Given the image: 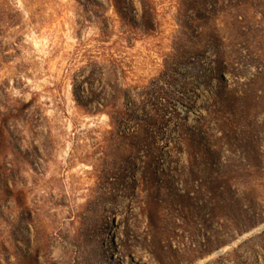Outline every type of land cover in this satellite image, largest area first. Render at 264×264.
Returning a JSON list of instances; mask_svg holds the SVG:
<instances>
[{
    "label": "rangeland",
    "instance_id": "obj_1",
    "mask_svg": "<svg viewBox=\"0 0 264 264\" xmlns=\"http://www.w3.org/2000/svg\"><path fill=\"white\" fill-rule=\"evenodd\" d=\"M239 1L0 0V264H264V0Z\"/></svg>",
    "mask_w": 264,
    "mask_h": 264
},
{
    "label": "trees",
    "instance_id": "obj_2",
    "mask_svg": "<svg viewBox=\"0 0 264 264\" xmlns=\"http://www.w3.org/2000/svg\"><path fill=\"white\" fill-rule=\"evenodd\" d=\"M114 1L117 4V6H120L121 5V0H114ZM240 2H241V4H250V3H252V2H249V0H244V1L240 0L239 1V4H240ZM185 123H186V126L188 127V129L192 130V135H197V132H199V131H196L191 125H188L187 124V121ZM184 137L185 136L182 135L181 138L184 139Z\"/></svg>",
    "mask_w": 264,
    "mask_h": 264
}]
</instances>
